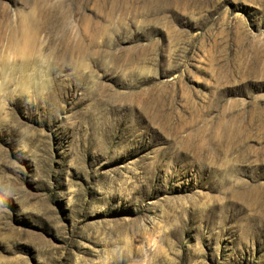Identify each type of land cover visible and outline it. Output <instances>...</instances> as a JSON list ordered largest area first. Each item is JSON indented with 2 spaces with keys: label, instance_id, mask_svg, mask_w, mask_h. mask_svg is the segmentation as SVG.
<instances>
[{
  "label": "rangeland",
  "instance_id": "374dc122",
  "mask_svg": "<svg viewBox=\"0 0 264 264\" xmlns=\"http://www.w3.org/2000/svg\"><path fill=\"white\" fill-rule=\"evenodd\" d=\"M0 264H264V0H0Z\"/></svg>",
  "mask_w": 264,
  "mask_h": 264
}]
</instances>
